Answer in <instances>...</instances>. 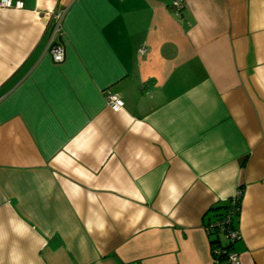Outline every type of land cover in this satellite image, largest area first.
Wrapping results in <instances>:
<instances>
[{"label": "crops", "instance_id": "obj_1", "mask_svg": "<svg viewBox=\"0 0 264 264\" xmlns=\"http://www.w3.org/2000/svg\"><path fill=\"white\" fill-rule=\"evenodd\" d=\"M21 1L0 9V264H228L204 224L239 188L230 247L264 264V0Z\"/></svg>", "mask_w": 264, "mask_h": 264}, {"label": "built area", "instance_id": "obj_2", "mask_svg": "<svg viewBox=\"0 0 264 264\" xmlns=\"http://www.w3.org/2000/svg\"><path fill=\"white\" fill-rule=\"evenodd\" d=\"M171 9L177 16H181V12L184 6L183 0H172ZM23 2L21 0H0L1 8H21ZM62 33L61 27V13H57L54 19L53 32L51 36L50 51L54 62H61L64 59V48L58 39V36ZM142 52L143 49H140ZM106 103L113 111H119L124 106V101L116 93L110 91L106 92ZM242 189L239 188L232 196V208L229 213L224 217H215L211 221H207L204 224V228L207 234L216 232L219 237L218 240L212 242V256L214 261H218L219 257L226 258L228 264H240L239 255L236 251L231 249V244L240 239V233L237 228L231 227V220L235 217V212L240 210L239 201L241 203ZM220 237L226 240V243H221Z\"/></svg>", "mask_w": 264, "mask_h": 264}, {"label": "trees", "instance_id": "obj_3", "mask_svg": "<svg viewBox=\"0 0 264 264\" xmlns=\"http://www.w3.org/2000/svg\"><path fill=\"white\" fill-rule=\"evenodd\" d=\"M240 204H241V203H240V201H239V204H238V205H240ZM232 207H233V206H232V197H231V198H229L228 204L225 205V206H223L221 212L217 213L215 217H224V216H226V215L229 213V211L231 210ZM220 208H221V207H217L216 210H220ZM239 211H240V210H237V211L235 212V217H233L232 220H231V227H233V228H237V227H235L234 223H235V220H237V217H238V215H239ZM208 235H209L210 238H211V243L214 242V241H216V239L218 240V238H219V237L217 236V233H216V232H212V233H210V234H208ZM220 258H221V257H219V259H220Z\"/></svg>", "mask_w": 264, "mask_h": 264}]
</instances>
